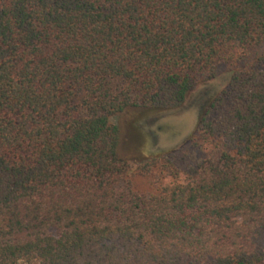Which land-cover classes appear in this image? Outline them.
I'll return each mask as SVG.
<instances>
[{
    "label": "trees",
    "instance_id": "1",
    "mask_svg": "<svg viewBox=\"0 0 264 264\" xmlns=\"http://www.w3.org/2000/svg\"><path fill=\"white\" fill-rule=\"evenodd\" d=\"M225 46H264V0H0V264H264V52L183 147L116 154Z\"/></svg>",
    "mask_w": 264,
    "mask_h": 264
},
{
    "label": "rangeland",
    "instance_id": "2",
    "mask_svg": "<svg viewBox=\"0 0 264 264\" xmlns=\"http://www.w3.org/2000/svg\"><path fill=\"white\" fill-rule=\"evenodd\" d=\"M263 52H264V46L257 48H249L246 50L244 58L238 60L236 59V57L238 56L239 53L235 52L230 46H225L221 50L218 57L219 58L218 73L213 78L223 75H228V77L230 78L233 69H235L236 67L244 66L252 62L255 59V57L259 56ZM231 63L233 64L232 66H230ZM211 79L198 82L192 88V90L200 86V84L206 81H210ZM227 83L220 90V92L226 87ZM176 107L152 108V109L146 108L142 110L127 108L122 113L115 116L111 121L116 126L118 133V141L116 146L117 156L119 158L136 160V162H144V161H149L151 159H158L163 156L169 155L175 152L176 150L180 149L181 147H183L190 140L198 125L197 124L193 129H190L192 123V117H193L192 112L168 115L157 119L156 121L148 124L147 126H142V128H147L156 135L155 144L147 151L142 150V146H141L142 144L138 142V134L132 128V124L137 120H139V118L148 111L154 109H174ZM182 139L184 140L183 142L181 141ZM173 145H176V147H174L170 151H165L162 153L156 152L157 148L170 147ZM131 179L135 187L139 189L147 188L146 187L147 179L140 178L137 176H132Z\"/></svg>",
    "mask_w": 264,
    "mask_h": 264
},
{
    "label": "water",
    "instance_id": "3",
    "mask_svg": "<svg viewBox=\"0 0 264 264\" xmlns=\"http://www.w3.org/2000/svg\"><path fill=\"white\" fill-rule=\"evenodd\" d=\"M228 78V75H223L200 84V86L188 92L184 101L174 109H154L141 116L139 120L132 124V128L138 134V142L142 144V150H149L156 142V135L147 128H142V126H147L157 119L168 115L192 112L193 117L190 129H193L203 116L206 108L228 82ZM183 139L181 140L182 142L184 141ZM174 147L176 145L157 148L156 152L162 153L170 151Z\"/></svg>",
    "mask_w": 264,
    "mask_h": 264
}]
</instances>
